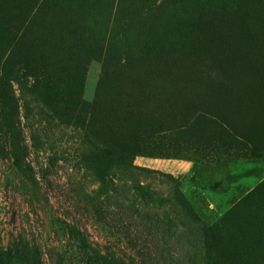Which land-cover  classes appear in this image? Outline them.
<instances>
[{
    "label": "rangeland",
    "instance_id": "obj_1",
    "mask_svg": "<svg viewBox=\"0 0 264 264\" xmlns=\"http://www.w3.org/2000/svg\"><path fill=\"white\" fill-rule=\"evenodd\" d=\"M261 58L264 0H0V264H264Z\"/></svg>",
    "mask_w": 264,
    "mask_h": 264
},
{
    "label": "trees",
    "instance_id": "obj_2",
    "mask_svg": "<svg viewBox=\"0 0 264 264\" xmlns=\"http://www.w3.org/2000/svg\"><path fill=\"white\" fill-rule=\"evenodd\" d=\"M79 241L78 244L80 245V250L86 252L87 250V243L86 240L84 239V237L82 235L78 236ZM22 247V242H20L17 245H14L13 243L6 249V250H1V256L3 257H10L14 254H16V252L18 251V248ZM94 257V264H108L110 262L114 263V264H131L130 262L123 260V259H119L116 258L114 255L110 254V253H105L102 254L100 251L96 250V252L93 255ZM71 259L68 257H65L64 260L62 259L61 261H58L57 264H69V261ZM87 261L84 262V260H80L78 263L79 264H91L90 262V258H86ZM54 262V261H53ZM63 262V263H62Z\"/></svg>",
    "mask_w": 264,
    "mask_h": 264
},
{
    "label": "bare ground",
    "instance_id": "obj_3",
    "mask_svg": "<svg viewBox=\"0 0 264 264\" xmlns=\"http://www.w3.org/2000/svg\"><path fill=\"white\" fill-rule=\"evenodd\" d=\"M262 45V44H261ZM260 55V54H259ZM261 57H263V56H261ZM255 59V58H254ZM262 59V58H261ZM264 59V58H263ZM262 59V60H263ZM249 66V65H248ZM244 68V67H243ZM251 68V67H250ZM260 69H261V67H260ZM258 71V70H257ZM253 73V72H252ZM256 74V73H255ZM243 75V74H242ZM247 78V77H246ZM245 81V80H244ZM250 81V80H249ZM234 84V83H233ZM236 85V84H235ZM255 86V85H254ZM259 89H260V87H259ZM262 94V93H261ZM234 95V94H233ZM254 96V95H253ZM230 97V96H229ZM257 97V96H256ZM255 98V97H254ZM259 98V97H258ZM258 100V99H257ZM251 105H253V104H251ZM257 106V105H256ZM255 107V106H254ZM248 108V107H247Z\"/></svg>",
    "mask_w": 264,
    "mask_h": 264
}]
</instances>
